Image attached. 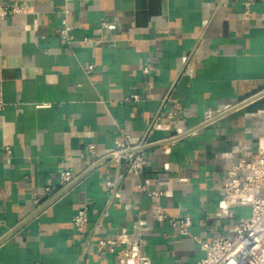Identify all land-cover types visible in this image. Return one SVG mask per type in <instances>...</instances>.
Here are the masks:
<instances>
[{"label":"crops","instance_id":"obj_1","mask_svg":"<svg viewBox=\"0 0 264 264\" xmlns=\"http://www.w3.org/2000/svg\"><path fill=\"white\" fill-rule=\"evenodd\" d=\"M30 5L0 19V264H120L124 243L100 251L98 240L132 233L139 220L152 264H198L196 237L229 236L251 214L249 205L225 209L217 185L230 163L257 156L264 134V0L252 1L248 18L245 0ZM66 5L69 45L58 33ZM157 112L160 141L146 167L123 172L105 160L88 168V143L104 159L115 139L142 135ZM66 167L77 184L44 208L45 187L57 188ZM119 173L113 196L107 180ZM159 189L170 214L191 216L192 235L153 218L147 192ZM83 206L88 218L76 227Z\"/></svg>","mask_w":264,"mask_h":264},{"label":"built area","instance_id":"obj_2","mask_svg":"<svg viewBox=\"0 0 264 264\" xmlns=\"http://www.w3.org/2000/svg\"><path fill=\"white\" fill-rule=\"evenodd\" d=\"M67 1V0H66ZM253 0H245V18L249 17V7ZM31 11L30 0H0V19L9 14L29 13ZM69 8L66 5L64 15L61 19L62 25L58 29L60 39L63 43L70 44L73 35L70 33L72 25L68 21ZM35 25V23L33 24ZM103 25H107L104 22ZM88 41V37L84 38ZM93 65H87V68ZM143 71L148 72L149 66H144ZM136 99L137 95H133ZM6 102L3 91L2 69L0 67V111L3 110ZM157 112L151 125L142 135L122 133L120 138L115 139L114 147L105 155L104 159L95 155V144L90 142L86 145L88 168L102 161L110 160L117 162L123 172L138 173L147 166L149 148L160 140H152L151 135L158 126ZM166 145V144H162ZM257 156L246 155L233 161L228 165L223 180L217 185L224 192L223 205L227 209L231 205H249L251 214L249 217L238 221L233 227L229 236H216L212 241H202L196 237L200 247L204 250V256L198 264H264V134L257 142ZM9 147L5 150V156L11 155ZM122 175L119 173L116 178L107 180V185L113 196L119 192ZM180 181H188L187 177H178ZM79 176L71 168H64L59 172V184L57 188L50 185L45 187L47 197L43 204L48 208L67 194L78 182ZM161 184L172 188V179L164 178ZM139 190H145L143 183L138 184ZM167 190L159 189L148 191L151 198V213L158 222H166L175 228L181 235H192L190 226L192 218L188 214H170L167 208L159 201V196ZM38 201V200H37ZM88 218V207L78 209L72 218L76 227H81ZM142 220H139L132 233L119 232L113 236L99 238L98 248L103 251L108 245L118 242L124 246L117 250V259L120 264H152L148 255L142 250Z\"/></svg>","mask_w":264,"mask_h":264},{"label":"water","instance_id":"obj_3","mask_svg":"<svg viewBox=\"0 0 264 264\" xmlns=\"http://www.w3.org/2000/svg\"><path fill=\"white\" fill-rule=\"evenodd\" d=\"M160 132L159 131H157V130H155L153 133H152V135H151V139L152 140H155V139H157L159 136H160Z\"/></svg>","mask_w":264,"mask_h":264}]
</instances>
